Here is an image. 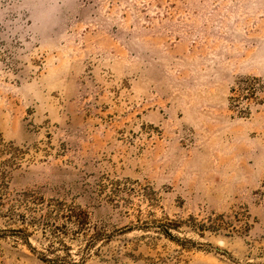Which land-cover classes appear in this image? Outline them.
I'll return each mask as SVG.
<instances>
[{
	"label": "rangeland",
	"instance_id": "374dc122",
	"mask_svg": "<svg viewBox=\"0 0 264 264\" xmlns=\"http://www.w3.org/2000/svg\"><path fill=\"white\" fill-rule=\"evenodd\" d=\"M0 264H264V0H0Z\"/></svg>",
	"mask_w": 264,
	"mask_h": 264
}]
</instances>
